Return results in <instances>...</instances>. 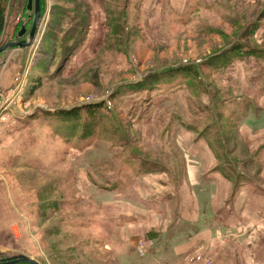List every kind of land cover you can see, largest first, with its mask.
Masks as SVG:
<instances>
[{
    "label": "rangeland",
    "instance_id": "rangeland-1",
    "mask_svg": "<svg viewBox=\"0 0 264 264\" xmlns=\"http://www.w3.org/2000/svg\"><path fill=\"white\" fill-rule=\"evenodd\" d=\"M215 1L220 4L223 0H45V12L39 31V33L42 31L41 35L45 34L44 42L40 44L36 61L31 63L26 57L23 58L21 63L23 69L17 70L13 75L14 83L17 80L22 82V92L14 99L23 96L27 85L31 84L33 78L38 77L37 73L43 75L45 80H50L51 84L41 89L36 98L28 100V93L24 95L23 106L26 113H23V116L33 108L34 99L36 104L39 102L43 105L44 103L63 105L66 108L110 100L114 106L116 119L109 121L107 127L109 131H115L116 127L123 132V137L130 141L133 147L121 148L115 144L112 136H105L101 132L86 150L70 145L72 140L67 135L60 139L59 146L53 147L50 137L49 143L45 145L47 154L41 157V163H47L51 167L47 172L50 175L46 174L41 178L34 176V182L40 185L55 178L50 192L56 196V201L62 198L71 201V208L65 209L64 203H57L54 206L43 205L42 210L45 213L39 225L43 234L40 242L42 240L44 246L38 253L39 256L37 255L41 259V264H133V261L142 259L140 244H151L143 237L136 241L133 251L131 246L125 244H114L109 249L100 243L94 229V212L100 209L95 206L105 208L114 205L118 200L115 194L118 190L112 187L125 188L129 180L139 175L138 171L143 161L161 162L168 167L170 165L176 169L181 167L183 171L184 160L179 146H190L186 145L185 140H191V137L183 134L184 130L180 128V123L194 125L197 133H202L207 126L211 127V132L215 131L217 139L222 140L215 141L217 145L213 146L221 150L218 163L220 166L227 165V160L221 163V153L226 148L232 150L235 148L233 161L238 167L245 164L248 159L250 160L247 163L261 162L256 151L249 154L256 145L254 141L248 139L251 137L245 128L254 133L264 130V72L259 74L261 73L259 69L264 70V66L257 64V60L246 58L244 60L248 65L246 69L240 66L244 65L242 61H235L234 68L228 70V76L217 77L213 91L211 93L207 91L210 96H207L206 100L197 94L188 99L190 105L200 102L209 109L208 113L199 116L200 123L197 126L193 119L194 109L190 108L187 112V100L174 99L176 92L168 91L162 94L161 98L159 94L151 98L148 93L140 94L128 89L130 84H136L148 75L166 69L168 63L180 62V65H189L193 62L198 65L205 62L212 52L222 53L239 42L248 52L264 51V19H260L264 14V0H247L256 3L255 6L248 7L233 4L231 10L216 9ZM11 2L12 0H9L8 6ZM56 4H65L69 12V7L72 9L69 15L72 17V23L67 16L62 22L58 20L59 11L55 10ZM196 4L204 10L196 14L194 23L184 26L182 21L187 17L189 7ZM22 5L18 17L9 24V30L14 35L20 28L16 23L18 19L27 20L28 28L32 25V20L27 19L25 6L23 3ZM113 6L118 9H114L113 14L126 7L125 34H116L113 28L108 27L112 12L110 9ZM181 13V22L178 25L177 20ZM30 15L34 16L32 12ZM233 19L239 20L240 25H233ZM88 21L91 22L90 29ZM74 25L79 26H75L78 27L75 36L65 48L75 46L80 37H83L84 41L74 50L71 58L64 62L65 49L59 44L56 48L49 41L50 31L57 29L66 34L68 28ZM251 25H256L254 32L249 29ZM82 27L87 34L79 36ZM128 35L130 37L127 40ZM119 39H123L122 49H118ZM7 41L8 36L2 38L0 48ZM35 63L39 64V70ZM237 63L239 64L236 67ZM61 66L62 70L58 73ZM249 66L253 69H247ZM56 72L57 74H54ZM238 72L241 73L242 79ZM206 80L208 81L207 77ZM208 83L209 86H213V81ZM224 85L226 89L223 88ZM120 86L126 87L119 88ZM221 89L223 93H219ZM215 92L219 95L212 98ZM3 94L8 95V92ZM113 96L115 99H111ZM214 98H217L218 103H213ZM151 99H154L153 103L147 106ZM225 101L228 104L223 103ZM107 104L109 106L104 108V112L111 116L113 107L110 103ZM234 105L246 106L247 111L243 110L236 116H230ZM165 110L168 111L166 114ZM160 111L164 114L162 118L159 116ZM176 112L178 115L173 117V113ZM213 117L219 118L220 123L215 124ZM64 131L70 132L69 127H65ZM53 133L57 136L55 131ZM68 140L70 141L67 142ZM191 152L194 153V150ZM63 161L67 162L66 165L61 164ZM192 169L190 168V171ZM180 182L181 180L179 184ZM103 187L112 189L104 190ZM46 207H49V219L46 217ZM55 211L60 214L54 216ZM162 212L165 210L162 209ZM67 218H71L70 228L67 227ZM116 227L122 237L123 228L118 224ZM126 233L128 227L123 231V234ZM157 234L153 232L151 238ZM237 235L232 233L228 237L236 239ZM199 252L204 255L197 256L200 264H206L207 260L208 262L213 260V264H216L206 250L201 249ZM156 257L159 258V255L156 254L151 259L154 263L159 262ZM175 261L174 257L166 256L159 264H175Z\"/></svg>",
    "mask_w": 264,
    "mask_h": 264
},
{
    "label": "crops",
    "instance_id": "crops-1",
    "mask_svg": "<svg viewBox=\"0 0 264 264\" xmlns=\"http://www.w3.org/2000/svg\"><path fill=\"white\" fill-rule=\"evenodd\" d=\"M28 1L12 0L8 7V22L2 36H8L6 43L22 41L18 33L10 32L9 24L20 14L22 3L27 19L30 18ZM22 21L27 22L18 19V26ZM41 32L30 48H13L0 56V95L8 92L11 98L4 120L0 119V257L22 254L39 264L38 253L44 246L43 241L40 242L43 234L39 225L45 213L43 205L64 203L65 209L71 208V201L66 198L56 201V196L50 192L55 178L40 185L34 182V176L41 178L51 170L47 163H41V157L47 154L45 145L52 137L53 147L59 146L60 138L54 135L47 118L33 119V116L39 109L54 113L66 107L36 104L34 99L33 108L23 116L26 113L24 95L29 85L18 99H14L18 96L11 91L13 75L23 69V58L31 63L36 61L45 35ZM36 65L39 70V64ZM245 128L251 137L248 139L256 145L249 154L256 151L261 162L247 163L248 159L241 164L243 167L226 165L228 178L218 170L221 151L217 153L206 139H197L195 133L184 130L183 134L191 137L185 140L190 146H179L185 173L181 167L176 169L161 163L163 171L140 174L126 193L116 191L118 200L114 205L95 206L100 209L94 212V229L100 243L109 249L114 244H125L133 251L136 241L143 237L151 243L150 257L133 261V264H159L166 256L174 257L176 263L201 249L206 250L216 264H264V130L254 133ZM79 203L82 206L81 201ZM49 207H46L47 219ZM59 214L55 211L54 216ZM70 219L67 218L68 228ZM64 224L66 226V221ZM116 224L123 231L128 227V233L122 231L120 237ZM153 232L158 234L151 238ZM232 233H237L238 238H229ZM156 254L159 262L154 263L151 259Z\"/></svg>",
    "mask_w": 264,
    "mask_h": 264
},
{
    "label": "trees",
    "instance_id": "trees-1",
    "mask_svg": "<svg viewBox=\"0 0 264 264\" xmlns=\"http://www.w3.org/2000/svg\"><path fill=\"white\" fill-rule=\"evenodd\" d=\"M41 3H42L41 4L42 13L44 14L45 0H41ZM233 4H236L239 6L240 5L247 6V7L248 5H251V6L256 5V3H253L247 0H223L220 2V4L218 1H215L214 7L216 9L223 8L224 10H228V9L231 10ZM8 5H9V0H0V40L4 34V31L7 26V22H8V18H7L8 7H9ZM56 5L57 6L55 7V10L59 11L58 20L62 22L64 19H66V16H67L72 23V17L69 16L71 15L72 9L69 7V10H70L69 12L68 7H66L65 4L64 5L56 4ZM114 9H117V7L113 6L110 9L112 10V12H111V18H110L108 27L113 28L114 29L113 32L116 34H122V33L125 34L126 33V21H127L126 7L123 10L118 11L117 13L113 14ZM55 10H54V13H55ZM107 10H108V13H110V10L109 9ZM202 10H204V8H199L198 4L190 6L188 9L189 11L188 15L182 21V24L186 26V25H190L194 23L195 19L197 18L196 14ZM181 16H182V13L178 16V20H177L178 25H179V22H181ZM262 16H260V19H264V14ZM233 20H234L232 21L233 25H240L239 20L238 21H236V19H233ZM259 22H262V21L259 20ZM248 23H250V21ZM88 24H89V29H90L91 22L89 23L88 21ZM75 26H79V25H74V27L68 28L69 30L66 34L64 31L62 32L61 30H57V29L56 30L51 29L50 31L51 38L49 37V41H51V43H53L56 48L59 44L62 49H65L66 55H65V58H63L64 62H66L67 59L71 58L74 50L84 41V38L80 37L78 41H76L75 46H72V47L69 46L67 49L65 48L66 44L71 42L73 40V37L75 36V32L77 31L76 29L78 28ZM19 27L21 28V25ZM20 28L18 29V32ZM249 29H251L252 32H254L256 30V25H251ZM202 33L206 34L205 32H202ZM81 34L82 36L87 34L83 27L79 30V36ZM129 37L130 36L128 35L127 40L129 39ZM121 42L123 43V39H119L117 43L118 49H122L123 44H121ZM246 58H250V60H257V64L264 66V51L248 52L245 49V47H243L241 43L239 42L238 44L232 46L230 49L222 51V53H220V51H216L214 53L212 52L211 56H209L205 60V62L198 63V65H196V63H193V62L192 64H189V65H180L179 64L180 62L168 63L167 68L166 69L163 68L161 72L153 73L151 75H148L142 81H139L136 84H130V86L128 85L126 86H128L129 90H133L134 92H139L140 94L148 93L151 98L156 96L157 94H159V97L161 98L163 96L162 94L168 91H170L171 93L176 92L174 93V96H176L174 99L178 101H182L183 99L187 100L186 102L187 112L190 111V108L194 109L193 116L195 118L193 119L195 122V126H197V124L200 123L199 116L205 115V112L208 113L209 109L208 107L204 106L205 104L200 103V102L197 104L192 103L190 105V102L188 101V99L190 97H193L194 94H197V96L201 97L202 99L204 98L206 100V97L210 96V94L207 93V91L209 90L210 93L213 91L214 83H216L217 77H224L225 75L228 76V70L234 68L235 61L237 62L242 61L244 65H240V66L246 69V66H248L244 62ZM200 59H203V58H200ZM55 60L56 58L54 59V61ZM176 64H179V65H176ZM238 64L239 63L236 64V67ZM247 69H253V68L249 66L247 67ZM61 70H62V66L58 68V73H60ZM256 70L258 72V69ZM259 70L261 71V73L259 74H262L264 72L263 69H259ZM54 74H57V72ZM238 75H240V78L242 79L240 72H238ZM206 77L209 82L213 81L212 87L209 86L210 84L206 80ZM229 78H232V77H229ZM48 83H50V80H45L43 75H41L40 77L38 76L37 78H33V80L31 81V84L28 86L29 87L28 95H27L28 100L33 99L40 92V90L43 89ZM198 84L199 86H196ZM203 84L205 86H203ZM126 86H120L119 88H123ZM223 88L226 89L227 88L226 85H224ZM222 91H223L222 89L219 90V93ZM219 93L215 92V94L212 95V98L213 96L216 97V95H219ZM111 99H115V97L113 96ZM153 100L151 99L150 101H148L147 106H151V104L153 103ZM216 100L217 98H214L213 103H218L216 102ZM107 103H110V106L113 107L111 116L107 115L104 112V108H107V106H109V104ZM223 103H227V102L225 101ZM111 104L112 103L110 102V100H108V102L104 100L102 102L88 103V104H84L82 106H77L73 108H66V109L61 108V109L56 110V112L54 113L39 109L38 110L39 112L33 116V119L34 118L37 119L39 117L47 118L49 120L50 126L54 129L55 133L60 139H62L65 135H67L68 138L72 140L70 145L73 144L82 150H86L88 148L87 146L94 139H97V135L99 132H101L105 136H109V135L112 136L113 137L112 139L115 140V144L121 148L126 149V148L133 147L130 141H128L125 137H123L124 136L123 132L119 131L116 127H115V131H109V128L107 127L108 122L113 121V120L115 121L116 119L115 114H114V106L113 104L112 105ZM160 105L161 103L159 104V106ZM234 107L235 108L232 111V114L230 116H236L240 114L243 110L247 111V107L243 105L242 106L234 105ZM161 111H163V109H161ZM161 111L159 113L160 118H162V116L164 115ZM167 112L168 111L165 110V114ZM181 114H183V112ZM175 115H178V113L177 112L173 113V117H175ZM213 118L215 119L214 120L215 124L217 122L220 123L219 118L217 117L216 118L213 117ZM180 124H179L180 128H182L183 130L195 133L197 139H200V138L206 139V141L209 143V145L213 149H216L213 147L217 145L215 144V141H218V142L222 141L221 139H217V137L214 135L215 131L211 132L210 126H207L206 128L203 129L202 133L198 132L199 133L198 134L196 132V127H194V125L183 124V123H180ZM239 126L240 124H238V128ZM65 127H69L70 132L68 133L65 132L64 131ZM69 141L70 140H68L67 142ZM216 150H217V153L221 151L220 149H216ZM234 151H235V148L234 150H232L231 148L229 149L226 148L225 150H223L221 153V156H222L221 163L227 160V165H235L233 161V155H232ZM136 154H138V152H136ZM163 170L164 169L163 167H161V162L151 163V161L146 160L142 162L141 168L138 172L140 175V174L156 173V172H160ZM218 170L221 171L223 174H225V176L229 178V174L224 169L223 165L218 167ZM135 177L136 176H134L133 179ZM132 180H129V182L125 186L126 189L124 188V186L123 187L116 186L112 188H115V190H121L124 193H126ZM112 188L103 187L102 189L110 190Z\"/></svg>",
    "mask_w": 264,
    "mask_h": 264
},
{
    "label": "water",
    "instance_id": "water-1",
    "mask_svg": "<svg viewBox=\"0 0 264 264\" xmlns=\"http://www.w3.org/2000/svg\"><path fill=\"white\" fill-rule=\"evenodd\" d=\"M41 0H29L28 10L34 13L32 19V25L28 28L26 25H22L18 38L22 41L6 43L0 48V56L5 54L8 50L18 48L20 50L30 48L37 40L38 33L40 31L41 20L43 17ZM31 20V17L30 19ZM26 38V40H23ZM0 264H39L34 259L25 255H15L6 258H0Z\"/></svg>",
    "mask_w": 264,
    "mask_h": 264
},
{
    "label": "built area",
    "instance_id": "built-area-1",
    "mask_svg": "<svg viewBox=\"0 0 264 264\" xmlns=\"http://www.w3.org/2000/svg\"><path fill=\"white\" fill-rule=\"evenodd\" d=\"M14 94V96H18L21 94L22 92V82L17 80L15 81L14 83V87L13 89L11 90ZM9 98L8 95L6 94H1L0 95V119H3L4 120V115L5 113L7 112V110L9 109ZM13 100V98H12ZM149 248H148V245L146 243H141L140 244V254L142 257L146 256L148 253H149ZM204 256L203 254H201L199 251L192 254L191 256H189L186 260V262H190V264L193 262L195 264H200V261L197 260V256ZM208 259H210L208 256H207ZM211 260V259H210ZM213 260L209 261L207 260L206 264H213L212 262ZM178 264H183V263H178Z\"/></svg>",
    "mask_w": 264,
    "mask_h": 264
}]
</instances>
